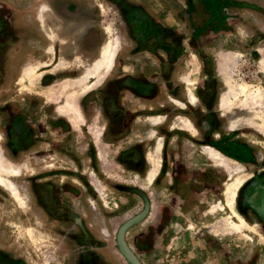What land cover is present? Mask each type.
I'll list each match as a JSON object with an SVG mask.
<instances>
[{"label":"rangeland","instance_id":"rangeland-1","mask_svg":"<svg viewBox=\"0 0 264 264\" xmlns=\"http://www.w3.org/2000/svg\"><path fill=\"white\" fill-rule=\"evenodd\" d=\"M54 3L23 51L0 0L1 175L25 199L0 185V264H131L121 230L140 264H264V0Z\"/></svg>","mask_w":264,"mask_h":264},{"label":"crops","instance_id":"crops-1","mask_svg":"<svg viewBox=\"0 0 264 264\" xmlns=\"http://www.w3.org/2000/svg\"><path fill=\"white\" fill-rule=\"evenodd\" d=\"M54 1L50 2V0H25L26 3L22 5L23 1L21 2V0H14L15 8L13 7V9L9 13L10 30L14 33V36H15L14 44L17 47H20L19 49H22L23 51L24 50L27 51L29 48H44L45 47L46 49L50 45V40L48 39L47 34L41 28L38 20L36 19V8H38V5L40 3L47 4L49 7V10L51 11L50 21L54 19L55 21H57L56 23L58 24V27H59L63 16L61 15L59 8L55 7ZM62 20L63 22L65 21L64 18ZM74 28L75 26L73 25L66 29L63 28L62 30L64 31L67 30L71 32V31H74ZM35 32H37V35L39 36L37 35L35 36L34 35ZM58 32H60V30ZM23 33L25 34L22 35ZM39 37H41V40L38 39ZM60 37L61 36L58 35L57 37L58 40ZM113 47L115 48L114 44H113ZM43 60H46V59H43ZM230 105L231 104L222 102L223 107L228 108L230 107ZM211 155H213L212 151H211ZM216 155H220L219 152H217Z\"/></svg>","mask_w":264,"mask_h":264},{"label":"bare ground","instance_id":"bare-ground-1","mask_svg":"<svg viewBox=\"0 0 264 264\" xmlns=\"http://www.w3.org/2000/svg\"><path fill=\"white\" fill-rule=\"evenodd\" d=\"M111 49H112V52H111ZM113 49H115V48L113 47V44H111L110 42H107L103 46V54L101 55V58H99V60H97L95 62V66L93 67L92 70H90L88 72L87 76H93L96 73V71L102 67H104V68L109 67L110 68V66L112 64ZM239 94H244L246 96L249 95L248 91L246 90V87L242 85L239 88H237L235 91L226 95L225 100H223L222 102L223 103L226 102L227 104H232L233 99L236 98ZM256 94H259V93H256ZM212 153H213L212 156L214 159H218L220 157V155H216L217 152H215L214 150H212ZM1 168L4 169L5 171H7L3 167V164L0 163V185L3 187H7L10 190V192L13 194V196L17 199L18 203L23 205L25 202V199L22 197L21 189H19V187L15 183V181L8 180L1 175ZM10 172L15 174V175L19 174V170H17L16 168L15 169L12 168V170ZM232 173H234V172L232 171ZM152 175H153V172H152ZM241 182H242V178H237L232 184L228 185V187L226 189L227 201H228V204L230 205V207L234 205L236 194H237V189H238L239 185L241 184ZM237 216L241 222L244 221L239 214H237ZM227 221H229L231 223L230 219ZM234 224H236V223L232 222V225H234ZM26 231L28 232L29 237L34 238L36 232L33 229V227H29L28 230H26Z\"/></svg>","mask_w":264,"mask_h":264},{"label":"water","instance_id":"water-1","mask_svg":"<svg viewBox=\"0 0 264 264\" xmlns=\"http://www.w3.org/2000/svg\"><path fill=\"white\" fill-rule=\"evenodd\" d=\"M118 244L122 253L127 257V259L130 261L131 264H140L139 261L133 255V253L125 245L122 237V230L119 232L118 235Z\"/></svg>","mask_w":264,"mask_h":264}]
</instances>
